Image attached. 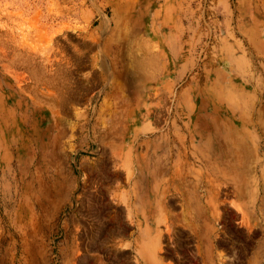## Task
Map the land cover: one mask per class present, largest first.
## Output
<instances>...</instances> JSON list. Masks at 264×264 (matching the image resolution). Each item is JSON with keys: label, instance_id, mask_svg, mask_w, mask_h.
Here are the masks:
<instances>
[{"label": "rangeland", "instance_id": "1", "mask_svg": "<svg viewBox=\"0 0 264 264\" xmlns=\"http://www.w3.org/2000/svg\"><path fill=\"white\" fill-rule=\"evenodd\" d=\"M0 264H264V0H0Z\"/></svg>", "mask_w": 264, "mask_h": 264}]
</instances>
